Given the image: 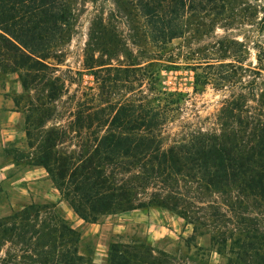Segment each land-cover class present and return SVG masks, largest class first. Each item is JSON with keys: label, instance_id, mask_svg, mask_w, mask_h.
<instances>
[{"label": "trees", "instance_id": "16d2710c", "mask_svg": "<svg viewBox=\"0 0 264 264\" xmlns=\"http://www.w3.org/2000/svg\"><path fill=\"white\" fill-rule=\"evenodd\" d=\"M138 2L162 35L175 34L173 19L195 10L194 0ZM66 5V0H0V55L18 71L23 90L36 84L45 90L44 99L27 100L25 136L34 148L28 164L44 168L83 220L143 206L137 195L153 186L146 204L174 210L192 224V235L183 240L186 252L194 248L188 255L155 250L145 242H111L103 264H199L203 253L194 238L202 234L216 252H225V264H264V81L252 78L247 90L238 92L231 84L217 113L218 131L192 133L163 146L160 129L169 104L158 95L106 99V87L128 81L129 67L106 66L86 55L84 65L98 82L100 102L92 110L77 107V150H60L65 129L44 125L50 117L47 102L61 88L47 59L70 20ZM205 68L204 80L196 78L195 85H223L237 67L217 62ZM53 206L30 202L0 217V264H96L78 251V232L46 209Z\"/></svg>", "mask_w": 264, "mask_h": 264}, {"label": "rangeland", "instance_id": "374dc122", "mask_svg": "<svg viewBox=\"0 0 264 264\" xmlns=\"http://www.w3.org/2000/svg\"><path fill=\"white\" fill-rule=\"evenodd\" d=\"M204 1L194 0L195 10L190 15L173 19L175 34L162 35L144 17L138 0H66L70 20L47 59L61 88L56 98L47 102L50 117L44 128L65 129L58 149L77 150L78 132L73 126L76 109L80 105L92 110L100 102L98 82L92 69L84 65L86 55L103 60L106 66L129 67L128 81L106 87L109 92V97L104 96L106 99L158 95L169 104L160 129L163 146L192 133L218 131L217 113L232 89L246 91L252 78L264 81V0ZM157 38L167 41L156 43ZM217 62L237 67L235 77L223 85L209 81L195 85L196 78L198 82L204 80L205 64ZM113 74L111 71L109 77ZM128 82L130 85L126 87ZM231 84L236 87L231 88ZM170 92L174 94L169 96ZM0 93L11 97L21 112L25 135L27 100L38 95L44 99L45 90L39 84L23 90L18 71L12 69L9 59L0 55ZM84 132L85 129L79 134L84 136ZM32 152L34 148L28 146L26 136L17 146H0V165L9 161L15 164L0 182V217L30 202L39 206L53 204L46 209L57 212L78 232V251L96 264L105 262L111 242H145L155 250L177 256L194 251L191 246L186 252L183 246V240L192 235V224L174 210L146 204L155 187L148 186L137 195L145 202L143 206L104 214L94 222L86 221L73 212L44 168L33 170L25 179L13 178L15 173L34 166L28 164ZM40 213L43 216V211ZM194 242L200 247L199 253H203L199 264H204V259L207 264L226 263L225 252H216L207 234L196 236Z\"/></svg>", "mask_w": 264, "mask_h": 264}, {"label": "crops", "instance_id": "0c3cea01", "mask_svg": "<svg viewBox=\"0 0 264 264\" xmlns=\"http://www.w3.org/2000/svg\"><path fill=\"white\" fill-rule=\"evenodd\" d=\"M24 136V119L21 112L14 105L11 97L0 93V146H17ZM14 166L12 161L0 165V182L7 177L8 170ZM39 169L41 166L34 165L24 172L15 173L13 178L17 180L28 178L30 172Z\"/></svg>", "mask_w": 264, "mask_h": 264}]
</instances>
